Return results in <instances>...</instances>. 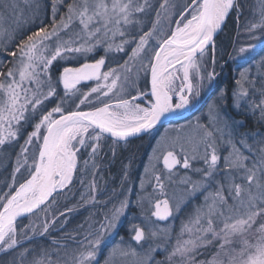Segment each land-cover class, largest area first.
<instances>
[{
  "label": "snow or ice",
  "instance_id": "6c2138e0",
  "mask_svg": "<svg viewBox=\"0 0 264 264\" xmlns=\"http://www.w3.org/2000/svg\"><path fill=\"white\" fill-rule=\"evenodd\" d=\"M230 20L227 55L240 62L231 105L221 88L205 112L157 141L145 166L153 191L142 177L136 201L143 226L109 244L130 204L131 161L120 190L97 199L104 141L115 155L121 141L196 109L219 76L217 38ZM109 54L120 57L114 67ZM262 129L264 0H0V264H264ZM178 166L177 199L167 189ZM77 183L87 189L80 201L100 210L74 234L39 244L57 224L63 231L75 207L60 211V198L74 199ZM189 205L178 233L158 225Z\"/></svg>",
  "mask_w": 264,
  "mask_h": 264
},
{
  "label": "rangeland",
  "instance_id": "374dc122",
  "mask_svg": "<svg viewBox=\"0 0 264 264\" xmlns=\"http://www.w3.org/2000/svg\"><path fill=\"white\" fill-rule=\"evenodd\" d=\"M230 26H234V30L236 29L235 25L229 21L228 27L225 28L224 32L219 35L217 38V46L218 48L222 47V42H223V47H225V41L228 39L230 36L231 31H229ZM236 33L231 34V38H234ZM225 38V39H223ZM223 39V41H222ZM232 40V39H231ZM229 47V48H228ZM228 50L224 49L223 52H218L217 53V59L219 63L216 66V72L219 74L217 80L215 81V84L209 88L207 83L205 84V87L201 93V99L196 103V109H190V114L181 120H178L172 124H169L167 126H164L162 128L157 129L154 131L151 135L145 136V141L143 143V152L145 155H143V160L141 164H136V169H128L129 176H128V181H127V187L130 189V192L128 193L129 199H130V204L128 209L126 210V214L124 217H122L120 225L118 230L113 233V235L109 238V244H113L116 242H119L121 238L124 240H128L129 235H130V229L133 224L136 225H142L143 221V216L144 213L142 212V209L137 206V198L141 194L140 192V180L141 178H145V183L147 185L146 187V192L151 193L153 191L152 185L148 184V177L145 176V166L150 165V157L153 155V148L157 147V141L161 140V137L165 135L171 134V129L180 125L186 123L188 119H193L195 116L201 115V113L205 112L207 110V104L211 103L213 100L217 99L219 96V89L221 88H227L229 91V99H228V104L231 105V90L233 88V79L236 77L237 73L235 71L236 69V63H240L237 61L236 63H233L227 53L231 52V43L230 45L227 46ZM101 55H103L102 51H99L96 53L94 58H99ZM220 57H223L222 59ZM120 59L119 56H116L114 54H109L107 57V65L108 67H114V61ZM205 60L211 61V54L207 55L205 57ZM225 61H228V64L226 67H224L223 71L221 70V65L225 63ZM228 65H231V69L228 68ZM106 70V69H105ZM230 77V81H228V78ZM229 112H231V108L228 109ZM238 119L243 120L245 117L241 116L238 117ZM252 127H257L255 125H251ZM264 130V129H262ZM125 144H116L114 146L115 149V155H113V151L110 149L111 145V140H105L104 141V148L101 152V159L98 161L99 164V174L95 177L96 182L101 190L100 194L97 195V199L99 200H105L108 198V195L111 194L112 189H116L117 191L120 190L121 187V176L122 172L124 169V166L120 169H117L116 171L119 173V182L116 181V188L114 187L115 182L111 180V178L108 176L109 175V168L111 163L118 157L120 153L126 154V145ZM124 145V146H123ZM121 154V155H122ZM133 157L128 160L127 164L129 161H132ZM7 160H0V182L4 180V178L8 175V173L4 172V165L7 164ZM131 163V166H132ZM126 164V165H127ZM134 164V163H133ZM125 165V166H126ZM162 161L157 165V168H162ZM137 172V173H136ZM136 173V176H134ZM185 175V172L182 168L178 166V175L176 177V183L174 185L169 186L167 189L169 195L175 196V198H180L183 195V186L179 184V177ZM188 175H191V173H188ZM195 178V177H194ZM79 179V177H77ZM86 181H91L92 177L86 176L85 177ZM119 183V184H118ZM111 187V190L108 189ZM76 192V196L74 199H69V200H64L63 198H60L61 200V206H60V211L64 210V205L67 204L70 207H75V211H73L69 216H68V222L63 225V231H61V225L57 224L54 229L51 230V235L47 236L45 239H40L37 238V242L39 244H46L52 239H60L63 238L67 234H74L73 230L76 228L78 224L84 223V221L90 217L91 214L97 213L101 206L96 205L93 207L90 203H82L80 201V192H86V188H81L80 184H76V188L74 189ZM197 203L199 201H196ZM148 205H145V208H147ZM191 211V205H189L188 208L185 209L184 213H181L179 217H177L175 220H170L168 222H158V225L160 227H165L171 225L175 229V233H178L180 230V221L181 219H186V213ZM154 219V218H153ZM25 223H28L26 220ZM143 226V225H142ZM27 247H34V244H27ZM157 259H163V256H158Z\"/></svg>",
  "mask_w": 264,
  "mask_h": 264
},
{
  "label": "trees",
  "instance_id": "16d2710c",
  "mask_svg": "<svg viewBox=\"0 0 264 264\" xmlns=\"http://www.w3.org/2000/svg\"><path fill=\"white\" fill-rule=\"evenodd\" d=\"M231 31L230 36L228 37V39L225 41V47H223V42H222V48L228 50L227 46L230 45L231 42V34L233 35V33L235 32L234 30V26H230L229 28ZM225 39V38H223ZM222 39V41H223ZM228 68H232L231 65H228ZM230 77L228 78V81H230ZM145 141V138H139L133 141L128 142L125 146L126 148V154H122L120 153L118 155V157L111 163L110 168H109V177L111 178V180L113 182H115L114 187L117 185L116 181L119 180V173L116 171L117 169L122 168L123 166L125 167V165L127 164L128 160H130V158L133 157L132 161V166L129 169H136V164H141L142 160H143V143ZM124 146V145H123ZM122 154V155H121ZM120 167V168H119ZM122 171V169H120ZM137 173V172H136ZM136 173L134 176H136ZM117 179V180H116ZM119 182V181H117ZM119 184V183H118ZM116 188V187H115ZM111 190V187L108 188Z\"/></svg>",
  "mask_w": 264,
  "mask_h": 264
},
{
  "label": "water",
  "instance_id": "95a60500",
  "mask_svg": "<svg viewBox=\"0 0 264 264\" xmlns=\"http://www.w3.org/2000/svg\"><path fill=\"white\" fill-rule=\"evenodd\" d=\"M189 114H190V112H188L187 115L182 116V117H173V116H170L168 118H162L161 122L156 126V128L153 130V132L156 131L159 128H162V127L167 126L169 124H172V123H174V122H176L178 120H181L183 118H186ZM142 137H145V136H142ZM142 137L130 138L128 142L133 141V140H136V139H139V138H142ZM128 142L121 141L118 144H125V143H128Z\"/></svg>",
  "mask_w": 264,
  "mask_h": 264
},
{
  "label": "bare ground",
  "instance_id": "6f19581e",
  "mask_svg": "<svg viewBox=\"0 0 264 264\" xmlns=\"http://www.w3.org/2000/svg\"><path fill=\"white\" fill-rule=\"evenodd\" d=\"M190 111V109L186 110V111H182L179 114L173 115V117H182L188 114V112Z\"/></svg>",
  "mask_w": 264,
  "mask_h": 264
},
{
  "label": "flooded vegetation",
  "instance_id": "af4514ba",
  "mask_svg": "<svg viewBox=\"0 0 264 264\" xmlns=\"http://www.w3.org/2000/svg\"><path fill=\"white\" fill-rule=\"evenodd\" d=\"M143 138V137H142Z\"/></svg>",
  "mask_w": 264,
  "mask_h": 264
}]
</instances>
